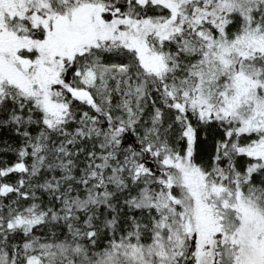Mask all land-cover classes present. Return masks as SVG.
<instances>
[{
  "label": "snow or ice",
  "instance_id": "1",
  "mask_svg": "<svg viewBox=\"0 0 264 264\" xmlns=\"http://www.w3.org/2000/svg\"><path fill=\"white\" fill-rule=\"evenodd\" d=\"M0 264H264V0H0Z\"/></svg>",
  "mask_w": 264,
  "mask_h": 264
}]
</instances>
